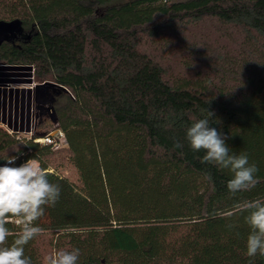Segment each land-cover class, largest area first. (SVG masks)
Returning <instances> with one entry per match:
<instances>
[{
    "label": "trees",
    "instance_id": "trees-1",
    "mask_svg": "<svg viewBox=\"0 0 264 264\" xmlns=\"http://www.w3.org/2000/svg\"><path fill=\"white\" fill-rule=\"evenodd\" d=\"M17 19L25 35L0 46V68L68 90L56 129L79 175L52 170L62 148L45 134L0 127V166L34 159L61 188L24 247L32 264L76 248L78 264H264L235 208L264 200V0H0V20ZM208 112L258 167L252 190L230 193L231 172L189 146ZM6 227L11 244L20 228Z\"/></svg>",
    "mask_w": 264,
    "mask_h": 264
},
{
    "label": "clouds",
    "instance_id": "clouds-1",
    "mask_svg": "<svg viewBox=\"0 0 264 264\" xmlns=\"http://www.w3.org/2000/svg\"><path fill=\"white\" fill-rule=\"evenodd\" d=\"M208 116L187 128L189 146L194 152L205 153L201 163L213 164L231 172L232 178L227 181L230 193L235 195L252 190L259 182L256 176L258 167L249 162L247 153L231 151L226 144L227 137L209 126L213 113L208 112ZM174 147L180 148L182 144L177 142ZM15 159L11 157L7 164L0 166V264H32L31 258L25 256L24 247L41 234L42 229L35 222L44 216L46 206H55L61 188L49 181L48 174L36 160L29 159L18 167L9 166L15 163ZM235 208L239 212H247L245 222L250 228L246 240L247 256H264V200L246 201L235 205ZM11 218H15L20 230L13 242L8 244L12 233L6 225ZM79 257L78 248L57 250L45 257V264H78Z\"/></svg>",
    "mask_w": 264,
    "mask_h": 264
},
{
    "label": "rangeland",
    "instance_id": "rangeland-1",
    "mask_svg": "<svg viewBox=\"0 0 264 264\" xmlns=\"http://www.w3.org/2000/svg\"><path fill=\"white\" fill-rule=\"evenodd\" d=\"M4 71L0 70V73ZM6 73V72H5ZM22 75H27V73L29 72H22ZM31 76L33 74H30ZM13 79V81H18L17 83H7L5 84L6 86H1L0 87V91L2 93V91H4V97L5 101L8 103V106L6 107V109H9V112L12 110H16V108L14 109L13 106H15L14 103H16L18 100H20L19 98H25V90H29L31 87L34 89V87L39 84L36 83L33 79V77L29 78V76H22V77H13L11 78ZM10 79V80H11ZM20 79V80H19ZM22 81V82H19ZM10 84V85H9ZM6 91V92H5ZM30 91V90H29ZM28 98L30 100V97L28 95ZM17 100V101H16ZM33 103V117H32V124L30 125V127L28 126L27 129L23 128L21 130V132H13L11 131V133L18 135V137L21 138H30L32 137V135H34L35 133H42L45 134L46 136L49 135L51 133V135H55V131H56V125H53L52 122V118H51V113H45L43 114L42 111L38 108L37 103H34V99L32 100ZM10 105V106H9ZM5 114V111L3 113V115ZM4 116L11 118V116L8 114V116L5 114ZM1 118V117H0ZM0 127H3L7 130H11L10 127H8L6 124H2L0 122ZM30 131V132H29ZM43 136V137H46ZM38 139H42V137L38 138ZM64 144H60L59 146H55V147H59L62 148V152L59 153V155L55 158V160L53 161V166H52V170L55 172H58L60 175H62L63 177L68 178L72 183L79 185V175L77 170L75 169V167L73 166V164H71L68 159H66V151L64 150L63 147Z\"/></svg>",
    "mask_w": 264,
    "mask_h": 264
},
{
    "label": "crops",
    "instance_id": "crops-1",
    "mask_svg": "<svg viewBox=\"0 0 264 264\" xmlns=\"http://www.w3.org/2000/svg\"><path fill=\"white\" fill-rule=\"evenodd\" d=\"M0 70H3V72L0 73V87L1 86H6L5 84L7 83H17L18 81H13V77H24V76H29V78L32 76V72L28 68L24 67H7L5 66L3 68H0ZM6 72V73H5ZM22 72H29L27 75H22ZM11 79V80H10ZM20 80V79H19ZM22 82V81H19ZM10 85V84H9ZM1 90V89H0ZM30 90V91H29ZM29 90H25V98L20 97V100H16L17 102L14 103L16 110H11L9 112V109L5 107V105H8V103L4 100L5 98L2 97L4 96V91H0V122L2 124H6L8 127L11 128V131L13 132H21L23 128L27 129L28 126L32 124V117H33V88L31 87ZM6 92V91H5ZM28 95L30 97V100L28 98ZM10 106V105H9ZM14 108V109H15ZM5 111V114L8 116V114L11 116V118H8L3 115ZM30 132V131H29Z\"/></svg>",
    "mask_w": 264,
    "mask_h": 264
},
{
    "label": "water",
    "instance_id": "water-1",
    "mask_svg": "<svg viewBox=\"0 0 264 264\" xmlns=\"http://www.w3.org/2000/svg\"><path fill=\"white\" fill-rule=\"evenodd\" d=\"M24 35L25 31L21 20H0V46L5 42H11ZM61 92H68V90L64 86L50 81L37 84L33 89L34 103H37L40 110L51 113L54 125H58L55 102Z\"/></svg>",
    "mask_w": 264,
    "mask_h": 264
},
{
    "label": "built area",
    "instance_id": "built-area-1",
    "mask_svg": "<svg viewBox=\"0 0 264 264\" xmlns=\"http://www.w3.org/2000/svg\"><path fill=\"white\" fill-rule=\"evenodd\" d=\"M54 133L55 135H51L50 133L46 137H42V139H37L35 141L43 145H55V146H59L60 144L66 143V137L63 131L56 129Z\"/></svg>",
    "mask_w": 264,
    "mask_h": 264
},
{
    "label": "flooded vegetation",
    "instance_id": "flooded-vegetation-1",
    "mask_svg": "<svg viewBox=\"0 0 264 264\" xmlns=\"http://www.w3.org/2000/svg\"><path fill=\"white\" fill-rule=\"evenodd\" d=\"M41 111H42V110H41ZM42 113H43V114H45V113H47V112H45V111H42Z\"/></svg>",
    "mask_w": 264,
    "mask_h": 264
}]
</instances>
